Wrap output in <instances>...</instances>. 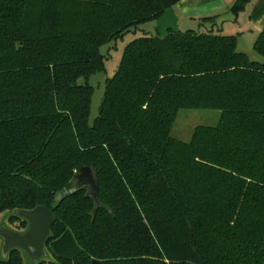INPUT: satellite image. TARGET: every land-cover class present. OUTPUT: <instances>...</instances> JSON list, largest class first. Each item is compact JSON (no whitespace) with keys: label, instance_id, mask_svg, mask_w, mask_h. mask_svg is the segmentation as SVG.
Wrapping results in <instances>:
<instances>
[{"label":"trees","instance_id":"16d2710c","mask_svg":"<svg viewBox=\"0 0 264 264\" xmlns=\"http://www.w3.org/2000/svg\"><path fill=\"white\" fill-rule=\"evenodd\" d=\"M179 1L0 0V221L11 212L24 232L19 211L53 213L36 264H264V26L254 57L224 14L141 29ZM250 1L229 8L234 22ZM139 30L90 124L101 48ZM198 109L218 124L174 137L179 112ZM81 166L96 170L95 216L84 190L56 199Z\"/></svg>","mask_w":264,"mask_h":264},{"label":"water","instance_id":"95a60500","mask_svg":"<svg viewBox=\"0 0 264 264\" xmlns=\"http://www.w3.org/2000/svg\"><path fill=\"white\" fill-rule=\"evenodd\" d=\"M86 191V196L94 201L93 215L105 206L100 202L99 182L96 170L90 166H81L70 183L56 198L59 202L79 191ZM18 215L28 221V228L24 232H17L6 227L0 228V238L3 243L4 256L14 249L25 253L36 264L46 256L45 244L51 235L55 222L53 213L45 207L39 206L30 211H19ZM90 264H104L99 260H92Z\"/></svg>","mask_w":264,"mask_h":264},{"label":"crops","instance_id":"0c3cea01","mask_svg":"<svg viewBox=\"0 0 264 264\" xmlns=\"http://www.w3.org/2000/svg\"><path fill=\"white\" fill-rule=\"evenodd\" d=\"M236 0H181L175 6L168 9L158 19L164 21L168 29L186 30L200 28L199 19L214 14H224L225 23L222 30L224 34L236 35L238 48L241 51L254 55L253 45L264 26V0H251L246 11L241 13L236 22L233 15L228 13L229 8ZM158 25V24H157ZM158 33L162 34L163 27L160 24ZM166 30V32H167ZM241 48V49H240Z\"/></svg>","mask_w":264,"mask_h":264},{"label":"rangeland","instance_id":"374dc122","mask_svg":"<svg viewBox=\"0 0 264 264\" xmlns=\"http://www.w3.org/2000/svg\"><path fill=\"white\" fill-rule=\"evenodd\" d=\"M158 24V25H157ZM162 25L163 30L162 35L166 34L167 26H165L164 21L157 22H150L145 25H142L141 29L147 32H150L153 35H157L159 25ZM142 35V31L130 32L126 34L122 39L117 40L107 46L101 48V52L106 55V69L101 72H97L89 78V84L93 86V95H92V102H91V112H90V124H93L96 117L99 115L100 105L102 103L105 87H106V80L108 78L113 77L115 74L124 48L125 46L133 41L135 38H138ZM111 48V49H110ZM110 49V51H109ZM241 49V48H240ZM252 52L249 48L248 50ZM249 55L251 57L253 54ZM83 81V80H82ZM81 81V82H82ZM220 111L217 110H206V109H198V110H181L178 114L176 123L173 127L172 135L180 140L183 141H190L192 137V133L197 126H215L219 122L220 118ZM11 212L4 213L0 221V228L6 227L13 231L20 232L21 230L18 228V223H11L8 219ZM18 215V213H17ZM1 256H4L3 251V243L1 245ZM24 264H34L30 258L23 253Z\"/></svg>","mask_w":264,"mask_h":264}]
</instances>
